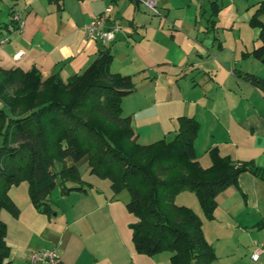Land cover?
Listing matches in <instances>:
<instances>
[{
  "label": "crops",
  "instance_id": "crops-1",
  "mask_svg": "<svg viewBox=\"0 0 264 264\" xmlns=\"http://www.w3.org/2000/svg\"><path fill=\"white\" fill-rule=\"evenodd\" d=\"M173 1L157 0L158 15H152L136 0H0V12L7 9L9 16L8 22L0 23L6 26L0 29L1 38L9 39L0 45V68L22 72L35 68L43 77L57 75L66 82L102 52H109L110 72L130 76L134 84L121 109L123 116L130 117L136 140L142 135L161 140L175 129L176 119L189 117L199 124L196 139L200 133L207 136L205 154L213 147L232 161L264 168V99L238 77L240 73L261 76L251 61L241 58L248 47L255 49L259 28L247 31L246 40L239 35L233 48L219 45L213 54L211 28L222 16L217 2L233 4L238 11V0H186L176 11ZM101 13L120 26L108 44L88 38L83 30ZM14 17L24 21L20 30ZM18 52L21 57L15 56ZM243 62L248 65L239 64ZM196 157L202 168L209 167V160L201 162L197 153ZM81 179V190L62 193L58 187L54 202L50 191L45 213L31 204L27 190L12 198L10 188L8 195L19 212L13 216L0 211L10 264H30L29 254L54 245L62 264L147 262L134 247L125 248L121 233L127 229L131 240L133 222L127 218L132 214L115 201L109 181L90 174ZM217 212L225 214L233 228L251 226L258 231L256 236L264 237V176L243 172L236 185L218 194L212 223L227 228L216 218ZM203 233L214 246L218 239L212 242L206 230ZM261 242L264 238L254 244Z\"/></svg>",
  "mask_w": 264,
  "mask_h": 264
},
{
  "label": "trees",
  "instance_id": "trees-1",
  "mask_svg": "<svg viewBox=\"0 0 264 264\" xmlns=\"http://www.w3.org/2000/svg\"><path fill=\"white\" fill-rule=\"evenodd\" d=\"M262 11L264 4L249 23L259 28L260 46L252 56L264 63ZM111 62L112 55L102 52L66 82L57 75L43 77L35 68L28 72L0 68V77L12 79L9 86L27 90L25 98L37 101L31 110L15 115L13 104L6 106L0 98V211L17 216L19 209L8 192L26 182L31 204L47 212L46 198L53 188L62 193L82 189L79 166L85 164L90 175L109 181L114 196L128 192L125 208L136 218L130 229L137 253L152 257L167 251L169 264H211L216 255L204 238L200 218L191 209L176 206L174 196L192 192L212 219L220 192L236 185L243 172L264 176V168L232 161L216 148L208 151L209 167L202 168L194 149L199 124L189 117L177 119L172 140L138 144L130 117L121 109L134 84L130 76L111 73ZM238 77L264 99V78L251 73ZM91 115L100 122L88 121ZM41 120L52 129L47 144L41 137ZM5 234L0 220V264H10Z\"/></svg>",
  "mask_w": 264,
  "mask_h": 264
},
{
  "label": "rangeland",
  "instance_id": "rangeland-1",
  "mask_svg": "<svg viewBox=\"0 0 264 264\" xmlns=\"http://www.w3.org/2000/svg\"><path fill=\"white\" fill-rule=\"evenodd\" d=\"M157 2V0H156ZM186 0H174L172 2L174 8L173 11H176V9H180L184 7ZM187 3V2H186ZM218 6L220 7V13H221V22H218L217 25H212L213 28L211 31V44L213 45L214 50L212 53L214 54V51H217L218 46H225L226 44L231 45L233 48L238 42H239V35L241 36V41L247 39V31L254 30V26H252L249 23V26L247 24V21L251 14L255 13L254 11L256 8H259L261 4H264V0H238L236 1V8H238V11L235 10V6L229 5L227 3H221L217 2ZM224 4V5H223ZM232 6V7H231ZM254 7V9H252ZM0 23L4 24L9 21L8 16V10L4 12H0ZM264 13V11H262ZM202 15L200 14L198 16L199 19H201ZM261 21L264 20V14L260 16ZM216 22V21H215ZM212 23V22H211ZM169 35V33H168ZM3 36V33L0 32V38ZM224 40H227L226 43H224ZM223 44V45H221ZM260 46V42L258 41V44L254 48H258ZM254 50V49H253ZM251 47H248L247 50H244V52L241 54V58L243 61L249 60L253 63V66L257 67V70L261 71V76L264 78V63H261L260 61L256 60L252 56ZM242 65H248L246 62H243ZM239 65V66H240ZM254 68V67H253ZM12 79L2 76L0 77V98L3 101V103L6 106H10L13 104L14 112H12L15 115H19L21 113L27 112L31 110V108L34 106V103H37V101H28L25 98V95L27 93V90H22L19 88H13L9 86V82ZM99 121L97 117L94 115H91L88 118V121H91L94 123V121ZM100 122V121H99ZM177 119H176V127L173 131H171L166 137L163 139L169 141L172 140L175 134V131L177 129ZM42 126H41V137L44 142L50 143V136L52 134V129L49 127V125L46 124L44 120H41ZM3 124V120L0 119V125ZM205 126H202L201 132H203ZM139 132H142L140 130ZM196 140V141H195ZM195 151L197 155L199 156V159L201 162H204V160H209L210 157L207 153L205 154L203 151V146L206 144L207 136H203L202 133H200L199 138H195ZM138 144L140 145H149L156 141L154 139H151V137H141L136 140ZM49 146V145H48ZM213 148V147H212ZM218 151V150H217ZM219 153V151H218ZM220 154V153H219ZM58 166H56V169ZM79 171L81 176L83 175V178H87L89 171L86 167V165H80ZM27 190V183L22 182V184L18 186L12 187V190L10 192V196L12 198H16L15 194L21 195L24 191ZM59 194V188L55 187L51 190L50 197L53 200L56 199V197ZM115 201L122 205L123 207L126 205V203L129 201V195L126 190L121 191L119 194L116 195ZM17 200V199H16ZM173 203L176 206H184L189 209H191L199 218L201 221V227L203 230H206V235L209 240H213L215 238L218 239V241H214L215 245L212 246L210 242H208L207 238H205L206 242L215 250V253L217 255V258L211 263V264H253L250 261V253L252 251V246L254 242H259L262 238V234L259 233L258 236H256L255 228L251 226H242L240 228H233V224L231 223L230 219L226 217V215L217 212L216 218L223 220L224 227L227 226V228L219 227L216 228L215 224L212 223L214 216H215V210L213 211V217L212 219H209L203 211L201 210L200 203L198 198L193 194L192 192L184 191L181 193H178L173 198ZM51 208L53 209V214L55 211V207L53 206V203H51ZM52 214V215H53ZM129 222H136V218L131 215L129 218H127ZM202 230V232H203ZM260 232V231H259ZM122 234V239L125 245L126 249H133L132 242L130 240V233L126 229L125 234ZM204 235V233H203ZM171 253L170 252H162L155 256L148 257L146 256L143 261H147L145 264H169V258Z\"/></svg>",
  "mask_w": 264,
  "mask_h": 264
},
{
  "label": "built area",
  "instance_id": "built-area-1",
  "mask_svg": "<svg viewBox=\"0 0 264 264\" xmlns=\"http://www.w3.org/2000/svg\"><path fill=\"white\" fill-rule=\"evenodd\" d=\"M139 2L149 13L158 15L156 0H136ZM13 21L16 23L17 29L23 27L24 21L19 17H14ZM110 22V25H107ZM83 30L88 38L95 39L101 44H108L114 39L115 33L120 30L119 24L111 20L107 13H101L91 23L83 27ZM8 37L0 39V45L8 42ZM16 57H21L22 52H18ZM250 259L253 263L264 264V242L253 245ZM30 264H62L60 254L56 245L49 249L31 253L28 255Z\"/></svg>",
  "mask_w": 264,
  "mask_h": 264
}]
</instances>
